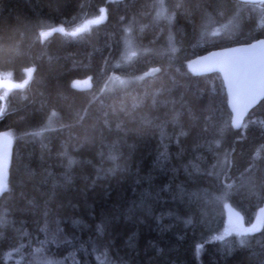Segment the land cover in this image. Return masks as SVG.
<instances>
[{
    "label": "trees",
    "instance_id": "obj_1",
    "mask_svg": "<svg viewBox=\"0 0 264 264\" xmlns=\"http://www.w3.org/2000/svg\"><path fill=\"white\" fill-rule=\"evenodd\" d=\"M162 4L0 0V264L53 231L52 264H264V99L237 129L220 74L188 68L264 38V3Z\"/></svg>",
    "mask_w": 264,
    "mask_h": 264
},
{
    "label": "water",
    "instance_id": "obj_2",
    "mask_svg": "<svg viewBox=\"0 0 264 264\" xmlns=\"http://www.w3.org/2000/svg\"><path fill=\"white\" fill-rule=\"evenodd\" d=\"M237 1L249 4L264 3V0ZM104 21L103 12L102 18L93 23ZM188 68L197 75L220 74L228 96V106L232 112V125L237 129L242 128L246 117L264 99V38L197 55L190 60ZM11 85V81L0 77V86ZM8 171L9 164L0 156V188L7 184ZM232 214L234 212H231Z\"/></svg>",
    "mask_w": 264,
    "mask_h": 264
},
{
    "label": "rangeland",
    "instance_id": "obj_3",
    "mask_svg": "<svg viewBox=\"0 0 264 264\" xmlns=\"http://www.w3.org/2000/svg\"><path fill=\"white\" fill-rule=\"evenodd\" d=\"M240 8L241 7H237L234 11V15L230 16L229 18H231L227 23H225L224 25H220L218 26L215 30H213L211 32V36H220L222 35L223 31L228 32L231 29L234 30L235 26L237 27L240 24V18H239V12H240ZM159 15H161L162 17H165V6L164 4H162V0H159ZM236 19V20H235ZM51 32V31H50ZM50 32L45 33L44 35H48ZM132 56H135V54L133 53ZM121 68L126 67V65L124 66H118ZM27 81H25L22 85H26L28 83V81L30 80L31 76H32V70L28 69L27 71ZM8 77H10V75L7 74ZM8 79V78H6ZM128 84V80L127 78L121 77L120 75L117 76H113L112 77V81H111V89L113 88H122L125 87ZM15 88V83H13L12 86L10 87H0V95L6 91H9L11 89ZM12 146H13V139L12 137L7 134V133H1L0 134V154H5V160L7 161V163H10V159H11V154H12ZM5 188V187H4ZM2 188V189H4ZM0 189V190H2ZM242 222L241 221H237L234 220L231 222V230L232 233H236V232H240V234L244 231L248 232L249 228H245L244 225H241ZM240 226V227H238ZM244 228V229H243ZM251 228V227H250ZM243 229V231L241 230ZM241 230V231H240ZM254 232V231H253ZM60 241V236L58 232H48V234L46 235L45 240L41 243V245L36 249L35 253L32 255L27 256V258L25 260L24 257L22 255H17V253L12 254L11 256H9L7 259L12 262L13 264H52V260H51V256L48 252V246L50 244H53L55 242ZM17 255V256H16ZM106 264H122V263H115V262H111V261H106Z\"/></svg>",
    "mask_w": 264,
    "mask_h": 264
},
{
    "label": "bare ground",
    "instance_id": "obj_4",
    "mask_svg": "<svg viewBox=\"0 0 264 264\" xmlns=\"http://www.w3.org/2000/svg\"><path fill=\"white\" fill-rule=\"evenodd\" d=\"M102 16H103V14L101 15V16H99L98 18H96V19H93L92 21H90V23H93V21H95V20H97V19H99V18H102ZM89 24V23H88ZM123 63V62H122ZM1 77V76H0ZM1 78H3V77H1ZM3 79H6V78H3ZM6 80H9V81H11L10 79H6ZM12 82V81H11ZM12 85H13V82H12ZM11 85V86H12ZM0 87H10V86H0ZM53 120V119H52ZM4 158H5V156H3ZM0 189H2V188H0ZM262 214H264V208L262 209ZM256 232V231H258V229H257V227L255 226V227H251V228H249V231L248 232Z\"/></svg>",
    "mask_w": 264,
    "mask_h": 264
},
{
    "label": "flooded vegetation",
    "instance_id": "obj_5",
    "mask_svg": "<svg viewBox=\"0 0 264 264\" xmlns=\"http://www.w3.org/2000/svg\"><path fill=\"white\" fill-rule=\"evenodd\" d=\"M0 156H5V154L3 153V154H0Z\"/></svg>",
    "mask_w": 264,
    "mask_h": 264
}]
</instances>
